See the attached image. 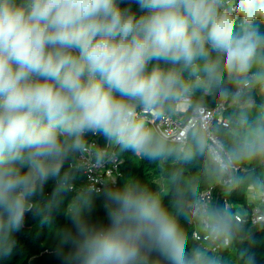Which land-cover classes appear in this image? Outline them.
<instances>
[{
  "label": "clouds",
  "instance_id": "clouds-1",
  "mask_svg": "<svg viewBox=\"0 0 264 264\" xmlns=\"http://www.w3.org/2000/svg\"><path fill=\"white\" fill-rule=\"evenodd\" d=\"M209 96L232 108L226 125L205 118ZM177 109L186 136L150 125ZM113 152L199 157L224 187L242 164L264 162V0H0V261L27 214H50L73 191L81 158ZM181 215L208 246L244 231L195 183L166 204L128 178L76 190L53 251L62 264H218L189 248ZM247 264H260L256 253Z\"/></svg>",
  "mask_w": 264,
  "mask_h": 264
},
{
  "label": "trees",
  "instance_id": "trees-1",
  "mask_svg": "<svg viewBox=\"0 0 264 264\" xmlns=\"http://www.w3.org/2000/svg\"><path fill=\"white\" fill-rule=\"evenodd\" d=\"M133 9L136 10L135 5H133ZM256 102L258 104V101ZM205 103L208 107L217 104L210 96L205 97ZM175 111L170 112V114ZM117 154L124 159L122 174L117 181L122 183L128 178L138 179L154 192H157L166 204L178 185L195 183L200 192L213 186L214 202L226 207L227 204L232 205L229 210L234 215L239 206L247 209L253 207V205H248L247 193L253 184L257 185L255 189H259L260 181H264V162L254 161L242 164L236 172L234 183L224 187L209 179L204 172V161L199 157L181 164L171 158L135 159L131 153ZM82 182L83 174L79 171L73 191L64 195L62 202L58 206H54L50 214L47 210L38 215L27 214L23 229L16 234L17 245L12 256L0 261V264H62L55 256L53 249L57 243L59 231L70 224L68 211L76 188L79 189ZM53 188L54 185L49 183L46 187L45 199L50 196ZM95 215L97 217L103 216L99 199L96 201ZM178 219L187 237L189 248L197 250L198 243L193 238V231L196 227L195 221L185 220L182 215ZM241 223L244 231L227 250L222 251L223 263L247 264V256L250 252H254L260 264H264V224L255 226L249 221ZM253 238L255 244L252 243ZM209 255L214 256L210 253ZM231 257L233 260L228 262Z\"/></svg>",
  "mask_w": 264,
  "mask_h": 264
},
{
  "label": "built area",
  "instance_id": "built-area-1",
  "mask_svg": "<svg viewBox=\"0 0 264 264\" xmlns=\"http://www.w3.org/2000/svg\"><path fill=\"white\" fill-rule=\"evenodd\" d=\"M231 111L232 108L225 104H216L213 107L207 106L205 110V118L210 124L220 123L226 125L227 118ZM184 117L185 113H180L177 109L173 114L168 113L163 118H153L149 116L148 120L152 127L159 129L163 133H166L170 138L178 139L186 136L189 129L190 122H186ZM80 163L84 165V167L80 170L83 174V182L81 186L95 185L102 188L109 182L118 180L122 174L124 159L119 157L117 152H113L110 159L102 164H95L94 161H91L90 157L87 159L81 158ZM238 170L239 168L237 171ZM250 189L253 190V187H250ZM76 190L78 189L76 188ZM257 190L260 191V194L257 198V203L254 204L250 210H247V208H237L234 216L237 217L240 222L249 221L255 226L264 224V187H260ZM201 194L207 199L214 201L213 186L203 190ZM227 208L231 209L232 205L227 204ZM193 238L198 243V249L207 247L208 253L218 257V264H224L221 253L222 251L227 250L230 245L226 247L206 245L202 235L198 231L197 224L193 231Z\"/></svg>",
  "mask_w": 264,
  "mask_h": 264
},
{
  "label": "crops",
  "instance_id": "crops-1",
  "mask_svg": "<svg viewBox=\"0 0 264 264\" xmlns=\"http://www.w3.org/2000/svg\"><path fill=\"white\" fill-rule=\"evenodd\" d=\"M180 113H182V111H180V110H178ZM258 190L257 189H255V190H251V189H249V191H248V193H252V201H250V199H248V205H254V204H256L257 203V198H258V196L259 195H256V192H257ZM248 193H247V197H248ZM249 198V197H248ZM237 208H241V209H243V208H245V207H243V206H239V207H237ZM247 210H250V209H247ZM245 211V210H244ZM252 224V223H251ZM253 225V224H252ZM232 256V255H231ZM231 259H232V257H231ZM230 259V260H231ZM230 260L228 261V262H230Z\"/></svg>",
  "mask_w": 264,
  "mask_h": 264
},
{
  "label": "rangeland",
  "instance_id": "rangeland-1",
  "mask_svg": "<svg viewBox=\"0 0 264 264\" xmlns=\"http://www.w3.org/2000/svg\"><path fill=\"white\" fill-rule=\"evenodd\" d=\"M261 99H262V98H261V95H260V94H257V95H256V101H258V104H260ZM259 194H260V191H257V192H256V195H259ZM251 196H252V193H248V197H249L248 199H250V201H252V197H251ZM232 260H233V259H231L230 261H232ZM228 264H229V263H228ZM233 264H236V263L233 262Z\"/></svg>",
  "mask_w": 264,
  "mask_h": 264
}]
</instances>
